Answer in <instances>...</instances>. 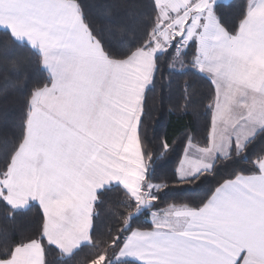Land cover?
Wrapping results in <instances>:
<instances>
[{"label": "snow or ice", "instance_id": "obj_1", "mask_svg": "<svg viewBox=\"0 0 264 264\" xmlns=\"http://www.w3.org/2000/svg\"><path fill=\"white\" fill-rule=\"evenodd\" d=\"M150 7L139 32L112 43L81 0H0V32L32 52L39 73L20 135L0 151V202L42 211L34 235L0 249V264H53L50 254L72 264L84 248L86 264H264V0L234 18L222 0ZM166 55L212 86L206 138L188 139L177 183L218 178L198 202L161 208L169 185L153 182L141 127ZM221 161L232 162L223 175ZM114 191L123 199L100 233L94 221Z\"/></svg>", "mask_w": 264, "mask_h": 264}, {"label": "trees", "instance_id": "obj_2", "mask_svg": "<svg viewBox=\"0 0 264 264\" xmlns=\"http://www.w3.org/2000/svg\"><path fill=\"white\" fill-rule=\"evenodd\" d=\"M86 6L88 18L97 31L112 43L125 40L130 33L139 32L151 13V0H81ZM246 0H227L225 16L234 18ZM230 5V7H229ZM190 59V57H189ZM155 86L146 92L145 112L142 116L141 138L145 150L151 155L148 161L154 183H167L169 187L160 193L159 206L168 203L198 202L204 192L218 177H206L198 184L177 183L176 174L189 138L203 143L210 116L206 105L212 93L210 82L190 68H171V57L159 60ZM38 68L32 52L23 47L6 43L0 32V151L4 144L13 142L20 135L25 112L27 87L38 78ZM167 142L169 148L164 149ZM231 161H221L217 171L221 175L230 170ZM239 167V166H236ZM165 192L167 195H165ZM123 199L121 191L109 192L98 209L99 218L94 221L100 233L113 226L112 212ZM42 211L38 206L20 214H12L0 202V249L11 247L22 238L36 233ZM150 218L140 217L137 225L146 226ZM92 250L84 248L72 264H86ZM56 264L58 257L50 254Z\"/></svg>", "mask_w": 264, "mask_h": 264}, {"label": "crops", "instance_id": "obj_3", "mask_svg": "<svg viewBox=\"0 0 264 264\" xmlns=\"http://www.w3.org/2000/svg\"><path fill=\"white\" fill-rule=\"evenodd\" d=\"M224 1H227V0H222V2H224ZM186 147H187V145H186ZM185 147V148H186ZM183 158H184V152H183V155H182V157H181V160H180V163H181V161L183 160ZM180 163H179V166H180ZM179 168V167H178Z\"/></svg>", "mask_w": 264, "mask_h": 264}]
</instances>
